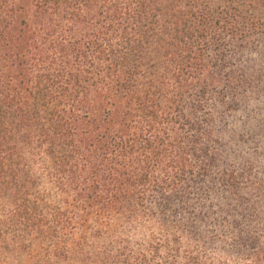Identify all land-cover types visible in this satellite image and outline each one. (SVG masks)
Wrapping results in <instances>:
<instances>
[{"label":"trees","instance_id":"1","mask_svg":"<svg viewBox=\"0 0 264 264\" xmlns=\"http://www.w3.org/2000/svg\"><path fill=\"white\" fill-rule=\"evenodd\" d=\"M0 264H264V0H0Z\"/></svg>","mask_w":264,"mask_h":264}]
</instances>
